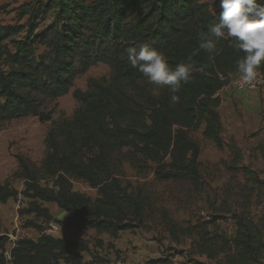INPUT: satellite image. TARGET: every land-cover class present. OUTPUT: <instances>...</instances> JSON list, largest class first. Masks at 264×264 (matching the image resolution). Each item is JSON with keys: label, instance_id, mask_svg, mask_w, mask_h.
Instances as JSON below:
<instances>
[{"label": "trees", "instance_id": "1", "mask_svg": "<svg viewBox=\"0 0 264 264\" xmlns=\"http://www.w3.org/2000/svg\"><path fill=\"white\" fill-rule=\"evenodd\" d=\"M40 11L54 12L52 24L38 32L40 13L32 11L26 36L12 42L14 51L5 41L26 28H0V123L27 117L51 122L47 104L68 95L79 76L98 64L108 66L112 75L109 80L89 79L87 91L76 89L73 97L80 107L73 118L48 131L41 171L52 186L39 184L36 167L16 154L24 190L5 181L0 203L21 195L29 204L19 216L33 214L46 221L54 220L37 201L54 203L68 214L65 222H55L116 237L142 223L148 199L140 189L134 193L121 186L111 170L114 154L128 149L155 165L159 182L187 181L199 188L201 150L190 132L204 124V138L223 148L218 95L239 74L237 61L243 53L230 39L218 42L214 59L199 49L198 34L218 21L219 1L215 12L197 0H54ZM139 43L162 51L172 67L191 62L195 70L190 82L178 93L164 87L154 94L155 86L127 57V49ZM38 46L47 51L37 56ZM260 71L264 73V65ZM172 95L179 96L178 103L171 101ZM260 150L264 163V140ZM73 180L87 182L99 197L75 192ZM258 184L264 204V179ZM234 220V238L205 233L200 252L216 264H264V224L246 212ZM26 225L41 236L17 241L9 258V238L0 237V264H84L81 254L91 252L83 241L54 238L35 223ZM92 262L110 264L97 255Z\"/></svg>", "mask_w": 264, "mask_h": 264}, {"label": "rangeland", "instance_id": "2", "mask_svg": "<svg viewBox=\"0 0 264 264\" xmlns=\"http://www.w3.org/2000/svg\"><path fill=\"white\" fill-rule=\"evenodd\" d=\"M54 0H0V28L24 27L25 31L5 41L11 51L13 41L26 36L29 14L40 13L38 32L48 28L54 12L42 14L41 8ZM94 0H86L87 4ZM219 0H197L207 4L211 12L216 11ZM38 46L36 55L46 52ZM111 70L98 64L81 75L68 95L50 101L45 110L52 113V121L41 123L36 117H27L0 123V184L9 181L22 192L24 180L20 176L16 154L27 157L37 169L38 182L52 186V180L44 177L42 162L48 150V131L63 120H71L80 105L73 97L76 89L88 90L89 79L111 78ZM235 77H233L234 79ZM232 79V80H233ZM233 105H221L224 146L219 149L204 138V124L192 130L190 136L200 146V173L202 183L194 188L190 182H159L154 173L155 165L134 155L128 149L117 151L112 159L111 170L122 187L137 193L140 189L148 199L142 223L120 232L116 237L96 230L69 228L59 224L68 219V214L54 203L37 201L47 208L54 221H46L35 215L19 216L29 200L19 196L18 200L0 203V237L7 236L6 255L21 239L37 240L41 233L27 226L35 223L43 233L59 239L83 241L90 253H82L84 264H93L97 255L110 264H216L198 247L200 236L223 235L230 239L236 235L234 217L244 212L256 223L264 224V204L258 180L264 179V163L261 144L264 140V89L257 92H240L232 85ZM237 94V95H236ZM227 95V94H226ZM244 97H239V96ZM236 96V97H235ZM73 190L93 200L98 191L83 180H73ZM206 236V234H205ZM11 264V263H9Z\"/></svg>", "mask_w": 264, "mask_h": 264}, {"label": "clouds", "instance_id": "3", "mask_svg": "<svg viewBox=\"0 0 264 264\" xmlns=\"http://www.w3.org/2000/svg\"><path fill=\"white\" fill-rule=\"evenodd\" d=\"M219 18L209 25L207 31H201L199 49L214 59L217 44L222 39H230L231 44L243 53L237 61L241 85L252 88L264 78L260 71L264 65V4L257 0H219ZM131 66L154 85V94L164 87L172 93H178L182 84L192 79L194 65L181 62L175 67L168 64L162 51L139 43L127 49ZM178 95H172V102H179Z\"/></svg>", "mask_w": 264, "mask_h": 264}, {"label": "built area", "instance_id": "4", "mask_svg": "<svg viewBox=\"0 0 264 264\" xmlns=\"http://www.w3.org/2000/svg\"><path fill=\"white\" fill-rule=\"evenodd\" d=\"M233 79V78H232ZM231 79L230 81V85H232L233 87H235V89H237L240 92H257L260 91L262 89H264V78H262L254 88L248 86V85H241L240 83V74H238L233 80ZM218 96H221V94L219 93Z\"/></svg>", "mask_w": 264, "mask_h": 264}, {"label": "crops", "instance_id": "5", "mask_svg": "<svg viewBox=\"0 0 264 264\" xmlns=\"http://www.w3.org/2000/svg\"><path fill=\"white\" fill-rule=\"evenodd\" d=\"M231 90H228V88L226 87L223 91H222V93H221V99H222V105H224V106H227V105H230V106H232L233 105V103H232V101H233V97L234 96H231V92H230ZM227 94V95H226ZM237 95V94H236ZM239 96V95H238ZM236 97V96H235ZM239 97H244V96H239ZM234 102V101H233ZM233 107H234V105H233ZM221 122H222V124H223V127H224V123H223V120H221Z\"/></svg>", "mask_w": 264, "mask_h": 264}]
</instances>
